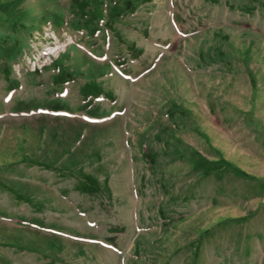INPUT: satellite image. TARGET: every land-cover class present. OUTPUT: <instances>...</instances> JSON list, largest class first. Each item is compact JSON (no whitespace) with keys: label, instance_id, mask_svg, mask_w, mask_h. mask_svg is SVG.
<instances>
[{"label":"rangeland","instance_id":"obj_1","mask_svg":"<svg viewBox=\"0 0 264 264\" xmlns=\"http://www.w3.org/2000/svg\"><path fill=\"white\" fill-rule=\"evenodd\" d=\"M56 145L0 264H264V0H0V188Z\"/></svg>","mask_w":264,"mask_h":264},{"label":"crops","instance_id":"obj_2","mask_svg":"<svg viewBox=\"0 0 264 264\" xmlns=\"http://www.w3.org/2000/svg\"><path fill=\"white\" fill-rule=\"evenodd\" d=\"M49 145L51 146V144ZM43 150L48 151L46 150V147L45 149L43 148ZM49 151L53 153L57 151L60 154L57 156L56 159H53L52 157H48L49 159L45 163L41 161H37V163H35L33 166H36L40 171L32 172L31 174H29L31 177H24V179L23 177H21L20 179L17 180L13 178L12 175L7 174L6 172L3 173L4 175H2V181H1L3 183V187L0 188V222L11 224L8 221L11 219L13 214H18V213L21 214L28 211V209H21L22 207L19 209L20 202L26 204V206L28 207V204L33 202L31 200H34L36 201L35 203H38L37 208H35L36 210L38 209L40 210V208L47 207L48 209L50 208L52 214L62 213L66 210L74 211L77 214L86 213L85 211H81L80 207L76 205V202L70 197V195H66L64 193L62 194L61 191L59 190L58 183L61 180V177L59 176L60 172H57L55 174L57 178L51 177V179L50 177H48L47 173H44L47 172L48 169H50V172L53 175L55 170L53 169L51 170V168L53 166H57V165L63 166L64 164H66L64 163V160L69 157V154L65 153L64 156H62L61 154L62 150L58 145L54 147H49ZM44 165H47L48 168H43ZM9 172H11V170ZM12 181H18L20 183H27L30 181L31 185L38 187L40 190L36 189L37 191H35L33 195L25 191L20 192L19 189L12 190L11 186L6 185V183H11ZM54 187H56L55 193L53 192ZM50 191H52L51 195H49ZM74 191L80 194H87L86 191L85 192H81V190H74ZM37 192H41L39 193L40 195H36L35 193ZM12 196L15 197L16 201L12 200L13 198ZM3 213L6 214L3 215Z\"/></svg>","mask_w":264,"mask_h":264}]
</instances>
